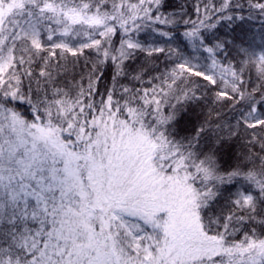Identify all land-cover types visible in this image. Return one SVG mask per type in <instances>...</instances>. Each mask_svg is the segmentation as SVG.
Segmentation results:
<instances>
[{
  "label": "snow or ice",
  "instance_id": "1",
  "mask_svg": "<svg viewBox=\"0 0 264 264\" xmlns=\"http://www.w3.org/2000/svg\"><path fill=\"white\" fill-rule=\"evenodd\" d=\"M233 6L241 5L209 0L198 22L184 21V38L210 65L200 70L170 48L174 67L145 87L144 70L126 62L137 51L165 53L137 34L171 35L154 27L177 23L162 11L166 0H0V264H264V136L255 131L264 130V84L249 91L242 77L248 65L264 81V50L241 48L242 64L222 65L227 42L209 46L201 32L216 27L213 17L233 21ZM249 7L264 15V0ZM85 50L95 53L86 85L82 76L61 87L60 61ZM109 61L112 85L102 93ZM192 76L220 86L214 102L241 106L207 151V121L191 136L177 128L179 107L199 99ZM241 128L253 130L252 147L224 168ZM241 182L227 210H214L221 188Z\"/></svg>",
  "mask_w": 264,
  "mask_h": 264
},
{
  "label": "trees",
  "instance_id": "2",
  "mask_svg": "<svg viewBox=\"0 0 264 264\" xmlns=\"http://www.w3.org/2000/svg\"><path fill=\"white\" fill-rule=\"evenodd\" d=\"M208 2L209 0H166V7L162 11L166 15L174 14L177 23L175 25L156 24L154 27L163 32H170L171 35L168 37L161 36L158 33L152 32L151 28H145L144 31L137 34L141 41L150 43L154 47L165 49V53H154L152 56H148L146 52L137 51L134 60L126 62L130 72L133 70H144L143 79L145 84L143 86H149L147 81L151 77L174 67L173 61L175 60V56L173 55L172 60L167 58L170 48H178L183 56L192 60V63L200 70L211 64L208 53L204 52L203 48H194L193 44L189 43L183 36V33L192 27L191 23L185 25L184 21L198 22L202 16L198 15L196 8L200 6L202 9L203 5ZM211 2L219 7L222 0H211ZM232 3L233 5L237 3L241 5L240 7L233 6L225 13L236 17L233 21L217 20L216 17H213L212 21L209 22L215 23L216 27L212 29L201 28V32L209 46L217 42V40L226 41L228 44L227 49L220 52L216 58L222 65L231 64L233 67H236L243 63V54L240 53L239 49H247L249 56L253 53L255 56H259L260 52L264 50V41L260 39L264 35V15H261L257 9H251L249 7V0H232ZM114 40L118 47L120 43L119 36L114 37ZM85 53V57H80L78 60L68 56L67 60L60 61L61 64H65L67 67V71H60L57 78V83L61 87L70 88L74 82L81 81L82 76L84 77L83 83L86 85L87 73L91 69V63H86V59L94 58L95 53L90 50H85ZM35 71L37 74L39 73L38 66ZM112 74L113 68L109 61L105 65L103 79L98 84L100 92L103 93L106 88L111 87ZM242 77L249 91L254 88H260L264 84V81L259 78L257 68L253 66L245 65ZM121 83L128 85L130 82L128 79L122 78ZM25 86L27 87V81H25ZM136 86L140 87L141 85L137 83ZM189 87L196 89V95L199 99L182 104L179 107L177 128L180 129V137L191 136L195 135V130L207 121V127L211 130L207 131L201 140L203 150L207 151L212 146L217 135H227L228 125L236 124L237 114L241 106L237 105L233 108L229 106L231 102H214L215 94L220 90V86L210 85L202 77L192 76ZM33 88H35V84ZM99 98L97 96V99ZM256 99L259 101L260 96L257 95ZM172 103H176V101L173 100ZM17 107L26 116H31L26 104L22 105L17 102ZM257 115L264 116V107H261L259 103H257ZM217 125H222L223 131H218ZM255 131L259 135L264 136V130L257 128ZM252 134V129L245 130L241 128L240 134L228 141L230 145L228 154L221 159V164L224 168L235 165L244 156L248 155L249 148L252 147L249 143ZM252 151L258 153L259 144ZM256 164L259 166L258 160ZM246 187L247 185L241 182L240 184L234 183L221 188L220 195L213 206L214 210L223 208L226 211L230 200L234 198L237 190L243 191Z\"/></svg>",
  "mask_w": 264,
  "mask_h": 264
}]
</instances>
